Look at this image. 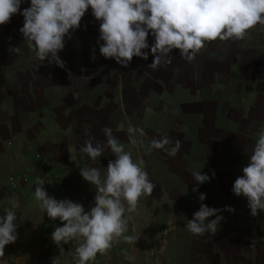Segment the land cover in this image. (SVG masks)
<instances>
[{
  "label": "rangeland",
  "instance_id": "obj_1",
  "mask_svg": "<svg viewBox=\"0 0 264 264\" xmlns=\"http://www.w3.org/2000/svg\"><path fill=\"white\" fill-rule=\"evenodd\" d=\"M28 6L27 2L22 3L21 10ZM22 25L23 17L19 14L0 25V53L1 58L5 54L7 63L13 61L6 72L13 75L14 103H23V98L15 94L26 89H48L47 94H35L26 107L39 109V115L50 119L49 125L54 118L59 129L54 135L50 133L52 139L47 141L42 139L43 125L34 124L27 131L32 144L24 153L40 152L60 163L62 170L53 178L49 195L81 203L86 211L94 206L95 188L83 180L80 169L96 167L103 176L109 160L115 157L105 147L103 155L93 161L79 148L89 137L94 138V144L104 146L105 127L113 129V136L134 160L144 161L155 185L151 196L140 198L136 212L126 213L125 235L137 237L135 243L120 239L106 254H97L90 264H128L125 251L135 258L133 264H264V212L250 216L246 198L231 191L234 180L243 175L242 168L247 165L259 129L264 125V109L254 107L261 104L259 99L248 109L244 96H233L241 92L237 83H230L233 94H225L220 86L226 81L213 80V71L223 73L233 56H223L221 51L211 49L208 56L222 57L225 65L210 63L199 79L195 74L200 67L196 61L204 60L202 55L207 54L202 49L192 62L174 50L167 58L171 62L162 60L155 70L147 67L151 55L147 61L133 57L130 66L123 68L100 55L99 21L89 9L80 28L71 33L70 39L65 38V47L58 53L65 67L60 68L34 59V52L19 32ZM13 47H20L21 53L12 52ZM3 67L0 66V85L4 81ZM25 71L30 77L23 87L16 81ZM218 83L221 85L216 86ZM216 88L223 91L222 95H217ZM223 99L227 109L234 111V129L223 128L227 126V116L219 117L216 112ZM31 116H19L16 125L32 120ZM130 125L144 130L143 136L137 134L136 145L129 142ZM161 137L169 139V146L180 141L181 148L175 157H169L163 149L149 150L151 140ZM195 171L208 174L211 179L194 193L196 182L191 173ZM12 173L0 176V201L8 206L9 200L18 204L17 240L5 246L0 264H52L56 257L57 264H75L77 242L62 245L64 254L60 255L51 233L61 222L40 210L34 187H27L23 193L2 188L10 176H19L18 170ZM199 193H206L202 203L209 207L223 209L228 205L235 209L219 213L223 219L215 234L195 236L186 229L188 219L199 210Z\"/></svg>",
  "mask_w": 264,
  "mask_h": 264
},
{
  "label": "clouds",
  "instance_id": "obj_2",
  "mask_svg": "<svg viewBox=\"0 0 264 264\" xmlns=\"http://www.w3.org/2000/svg\"><path fill=\"white\" fill-rule=\"evenodd\" d=\"M25 2L29 6L21 10ZM89 9L99 21L100 55L123 68L130 66L133 57L147 61L151 55L147 67L155 70L162 60L171 62L167 58L174 50L192 62L205 42L242 40L249 29L257 24L264 26V0H0V25L8 23L14 14L21 15L19 32L34 52V59L64 68L58 53L65 47V38L70 39L71 33L80 28ZM11 51L20 54L21 48L13 47ZM102 132L106 137L104 146L94 144V138L89 137L79 148L93 161L103 155L105 147L115 157L109 160L103 176L96 167L80 169L83 180L95 188L94 206L89 210L71 199H56L45 190L42 180H35L34 197L40 210L61 222L51 233L60 255L64 254L62 245L73 241L78 244L73 254L75 264H90L97 254H106L120 239L135 243L137 237L125 235L126 213L136 212L140 198L151 196L155 188L144 161L132 158L131 152L113 136L112 128L105 127ZM127 133L129 142L136 145L137 134L143 136L144 130L130 125ZM169 145V139L161 137L151 140L149 150L163 149L169 157H175L181 143L177 140ZM242 173L234 180L231 191L246 198L250 216L256 217L264 212V125ZM191 175L196 182L194 193L211 179L201 171ZM198 199L199 210L188 219L186 229L195 236L215 234L223 219L219 213L235 209L228 205L223 209L207 206L202 203L206 193H199ZM8 203L10 209L0 216V256L6 245L17 240V214L12 209L18 204L15 200ZM124 258L128 264L135 259L127 251ZM52 264H57V257Z\"/></svg>",
  "mask_w": 264,
  "mask_h": 264
},
{
  "label": "crops",
  "instance_id": "obj_3",
  "mask_svg": "<svg viewBox=\"0 0 264 264\" xmlns=\"http://www.w3.org/2000/svg\"><path fill=\"white\" fill-rule=\"evenodd\" d=\"M1 30L2 28L0 27V31ZM216 41L212 43L205 42L202 51L207 54L202 55L204 60L197 59L196 61V64L200 66L197 72H195L197 79L203 77L204 71L208 69L210 63L214 64V66L225 65L222 62V57L215 54L208 56L211 49L221 51L223 56H233L232 60L226 62V68L223 73L219 70L213 71L215 75L213 80L217 82H221V80L226 81L222 86H220V83L216 84V86L223 87L222 90H224L225 94H233V91L230 89V83H237L241 92H237L233 94V96L237 94L244 96L246 101L244 100L243 103L244 106H248V109L252 108L256 100L259 99L261 100V104L254 107L256 109H264V26L257 24L252 29H249L247 35L242 40L230 39L220 41L217 39ZM231 49H233L234 52H232ZM1 54L3 53H0V66L4 65L3 69H5V73L2 75L4 80L3 85H0V176H9L16 170H18L19 175H21L25 168L33 163L32 153L30 155L24 153L25 148L32 144L27 131L33 127L34 124L40 123L43 125L42 130L44 135H42V139L49 141L52 139L50 133L54 135L60 125L54 118H52L53 124L49 125L48 122L50 119L45 115H39V109H30L26 107V105L30 103L29 100L33 98L35 94L39 92L47 94L48 89L30 91H27L26 89L21 93L15 94V97L23 98V103H14V100L12 99L13 75L12 73L6 72L8 70L7 65L10 68L13 61L7 63L5 54L4 58H1ZM39 65L40 64H38V66ZM252 67H255V69L252 70ZM29 77L28 72L25 71L19 75L16 82L20 86L25 87L29 81ZM37 80L40 79L37 78ZM215 91H218V96L223 93L220 88H216ZM222 101L223 102L218 104L219 107L216 109V112L219 117L223 115L227 116V126H223V128L234 129V127H236L234 126L236 123H234L235 120L232 116L234 115V111L230 108V110H228L227 104L224 102L225 100L223 99ZM23 115L27 116V118L29 115H32V120L16 125V119ZM219 129H221V125L219 126Z\"/></svg>",
  "mask_w": 264,
  "mask_h": 264
},
{
  "label": "built area",
  "instance_id": "obj_4",
  "mask_svg": "<svg viewBox=\"0 0 264 264\" xmlns=\"http://www.w3.org/2000/svg\"><path fill=\"white\" fill-rule=\"evenodd\" d=\"M33 163L27 166L24 172L19 176H10L8 180L3 184V189H9L12 192H26V188L29 186H33L35 191V180L39 178L44 183V188L50 194V191L53 189V184L55 177L57 174L61 172L62 168L60 163L57 161L44 156L40 152L32 153ZM54 178V179H53ZM33 191V192H34ZM4 201H0V216L4 215L6 211L10 208ZM17 214V219L19 214L17 210L12 209Z\"/></svg>",
  "mask_w": 264,
  "mask_h": 264
}]
</instances>
